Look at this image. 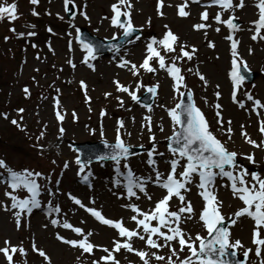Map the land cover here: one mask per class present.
I'll list each match as a JSON object with an SVG mask.
<instances>
[{
	"label": "rangeland",
	"instance_id": "rangeland-1",
	"mask_svg": "<svg viewBox=\"0 0 264 264\" xmlns=\"http://www.w3.org/2000/svg\"><path fill=\"white\" fill-rule=\"evenodd\" d=\"M28 1V0H27ZM209 1V0H202ZM39 5L36 12L39 18H30L31 7L17 5L18 18L12 20L5 15L0 20V159L7 161V165L13 170L20 172L23 169L35 171V167L41 165L38 172L45 177L51 178V184L47 180L40 182L41 208L29 216L27 213L21 215L22 226L17 229L15 212L4 211V205L10 206L11 201L5 195L11 189L6 183L8 173L4 169H0V248H4L5 241H10L11 246L22 247L27 252V256H21L17 253L15 262L17 264H46L36 252L32 250V243L35 242L37 247L44 250L51 258L52 264H93V261H101L107 253L101 249L114 248L113 241L118 240L125 242L119 237L117 230L112 229L98 222L84 209L79 208L69 199L68 194L82 200L89 207L100 210L102 214L113 221L123 220L124 224L130 230H134L137 226L131 217L135 215L127 207L131 204H137L143 211L154 208L155 204L162 199L166 192L154 184L155 172L148 167L147 152L151 151L155 146L157 152H163V157L155 156L158 162L159 170L165 173L170 171L168 161L173 157L165 147L164 141L172 134V122L166 109L175 107L179 98L174 92V81L170 75L159 70L157 61H152L153 67L157 68L156 73H148L143 69L140 70V76H134L131 71L124 72L119 68L118 63L127 59L138 67L146 58V43L148 39L154 37L162 39L167 29L165 25L179 36V45L187 44L189 50L195 46L198 51L191 61L186 58L184 61H177V66L181 67L182 75L185 77V83L194 94V101L204 113L210 130L221 141L226 142L229 151L238 153L239 164L248 168L250 171L259 172L263 175L264 165V133L260 132L261 121L264 120V108L256 109L252 101L247 99V93H250L254 99L260 100L264 104V40L253 41L252 35L255 34L254 22L259 20L258 3L260 0H244V8H237L234 15L241 22L240 30L234 33L237 40L240 41L238 52L240 56L247 62L248 68L257 73L258 78L250 85L243 84L237 93V101L245 105L244 108L239 107V103H234L232 99L233 86L229 81L230 77V61H231V41L226 37L230 34L229 29L224 24H217L215 16L217 13L222 14V19L226 20L230 15V11L222 9L205 8L190 4L186 11L190 12L187 18L179 17L177 6L182 5L184 0H164L165 8L164 17L161 18L157 12L158 0H131L133 5L132 20L134 26L141 30L140 39H134L121 49L114 57L115 65L110 64L109 57H98L93 61L95 71L89 70L81 64V59L86 56L82 48L74 39L76 28L84 27L92 35L101 39H110L112 33L121 35L122 31L118 29L111 30L108 25L111 18L114 17L112 6L118 0H74L77 10L74 12L75 19H66L64 14V0H38ZM12 5V0H0L1 4ZM234 5L239 0H233ZM72 5V4H71ZM85 5H87L85 9ZM167 5H172L168 7ZM123 10V9H122ZM87 12L90 20H85L81 13ZM208 11L209 19L207 22L201 19V14ZM62 17V19H61ZM104 17L109 19L105 20ZM125 19H127L125 17ZM149 20L151 23L149 24ZM36 29L30 31L34 24ZM206 23L210 25L205 30L194 31L193 26L196 24ZM75 25L73 28L72 25ZM108 24V25H107ZM21 25V37L17 40L10 37L12 29L17 30ZM157 27H160L159 31ZM220 27L221 31L217 33L215 29ZM51 29V31H49ZM99 29V32L96 30ZM157 29V31H156ZM251 29V30H250ZM14 31V32H15ZM206 32V35H205ZM29 33L34 35L28 36ZM264 35V30L261 31ZM71 41V51L69 42ZM215 44V48H208L206 45ZM48 44L53 48V55L46 50L45 45ZM81 49V51L79 50ZM253 50V54L249 55V50ZM17 51L18 54H15ZM180 52L177 47L175 53H166L161 51V55L165 56L166 64L170 65ZM55 56L59 64L49 63ZM24 57V61H23ZM219 57V59H217ZM44 59L42 61L41 59ZM107 60L105 63L104 60ZM71 61L76 65V69H70L67 64ZM192 69V71H188ZM109 71V72H107ZM196 73L203 74L207 80V87L204 82L199 79ZM228 73V74H227ZM108 85H105V80ZM122 85L129 86L132 90L137 84L143 83L144 87L137 93L142 95L145 88L150 85L159 84L158 95L156 96L152 107L153 111L148 112L145 106L137 104L128 97L126 93L115 92L112 96L105 97L106 93L114 88L112 80ZM81 81L87 85V97L91 103L86 102L85 90L81 88ZM219 85V88H217ZM231 85V86H230ZM29 89L26 94L24 89ZM185 91L184 89H181ZM220 92L221 98L217 100L215 93ZM59 98L61 104V114L65 119L63 124L56 118L53 110L55 108V98ZM176 97V98H174ZM120 100L124 101L121 106ZM216 104L222 105V115L224 121H232L233 135L231 141L227 139L225 130L217 125ZM23 109V112H20ZM91 109V110H90ZM239 115V118L229 115L231 112ZM259 111L258 116L256 112ZM107 114L101 117V113ZM112 112L122 114L120 117L128 113L131 121H123L124 129L121 130L123 139L129 145L143 148V153L130 157V167L135 174H145L148 178H152V183L148 185V192L152 195L149 201L143 194L140 200H128L126 191L121 186L117 188L116 179L120 178L114 175L115 162L93 164L85 169V173L91 171L90 177L91 187H82L78 184L79 165L76 164L77 155L70 148L71 141H97L105 140L115 142L118 119H114ZM76 113V117H73ZM7 115V119L4 116ZM146 116H151V132H149L145 120ZM169 119L168 121L166 119ZM17 120L20 127L11 125L10 121ZM135 125V126H134ZM164 131H160V126ZM46 126V127H45ZM63 127L65 133L62 139L59 128ZM103 126L105 134L102 137L100 128ZM243 126V127H242ZM227 124H225V128ZM21 128L32 131L41 144L44 145L42 151L45 153L43 159H38L33 150L25 146L27 136L20 135ZM134 128V129H133ZM95 129V135L91 130ZM19 131V133L17 132ZM243 132H247L252 140L261 144L260 149L253 148L245 142ZM41 133L43 137L41 138ZM130 133V136L128 135ZM155 136V145L151 142L150 137ZM15 145V146H14ZM38 149V148H37ZM254 155L256 163L252 164L243 157ZM4 157V158H3ZM55 161V163H53ZM68 163L67 170L64 164ZM183 163V162H182ZM121 172H126L121 164ZM63 169V175L61 174ZM180 170H178L179 172ZM145 178V179H148ZM122 185L126 183L122 178ZM57 181L59 184L57 185ZM226 181L217 179V184H223ZM191 192L186 194V198L191 200L194 210L199 213L203 207L201 196L198 195V189L191 186ZM51 188L55 195H49L48 189ZM20 199L28 198L26 190H20L16 193ZM125 197V198H119ZM218 198L224 202L223 214L227 217L233 215L236 211L243 207L242 202L233 199L232 193L228 188H218ZM95 204H91L92 200ZM178 201L171 203L172 210L177 209ZM49 207L52 208L51 215H48ZM60 208V213L55 212V208ZM86 213V214H85ZM59 220L61 224L67 222L74 227L81 228L85 234L93 233L89 236V241L96 245L91 254L84 253L82 250L74 249L70 245H64L56 239L59 234L69 240H81L82 237L77 236L71 230L63 227H55L51 224V220ZM155 226V222H153ZM193 235L203 233L200 224L195 220L189 221L185 228ZM234 238L243 241L246 247L255 248L252 243L254 222L250 218H241L235 227H231ZM163 244V241H160ZM174 246L179 250L178 243L174 242ZM133 247L138 251L156 252L166 258L170 255L167 248L163 250L148 249L144 242L135 239ZM239 255L243 254V250H238ZM120 264H143L138 256L121 250L120 253L114 254ZM185 254H181L183 257ZM175 259V258H173ZM14 262V264H15ZM0 264H7L6 258L0 253ZM151 264H166V261L157 262L153 258ZM249 264H258V258L250 254Z\"/></svg>",
	"mask_w": 264,
	"mask_h": 264
},
{
	"label": "snow or ice",
	"instance_id": "snow-or-ice-1",
	"mask_svg": "<svg viewBox=\"0 0 264 264\" xmlns=\"http://www.w3.org/2000/svg\"><path fill=\"white\" fill-rule=\"evenodd\" d=\"M202 0H184L182 5H178V15L181 18H187L190 15L189 11H186L191 4L201 5ZM32 4H37L38 0H31ZM69 4L75 7L74 0H64L65 11H68ZM164 0H158L157 12L158 15L163 18L165 13ZM171 7L172 5H167ZM205 8L218 6L223 11H230L233 15H230L228 19H222V14L217 13L215 16V22L224 24L232 34L226 37L231 41V61H230V80L233 86L232 99L234 103L237 101V93L244 84L246 79L244 72L250 71L247 62L240 56L238 52V46L240 41L234 36V33L240 30L238 23L234 22L237 17L234 15L237 8L243 9L245 4L244 0H239L238 4L233 3V0H212L211 3L203 4ZM85 9L87 5L84 6ZM257 7L259 8V20L254 22L255 34L252 35L253 41L264 40V35H261V31L264 30V0H260ZM123 9V10H122ZM133 5L131 0H118L116 4L112 6V12L115 14L110 20L111 27L121 30L124 38L132 37L138 30L132 20ZM85 20H90L87 12L81 13ZM10 17L12 20L18 18L17 5L13 3L10 6L0 5V20ZM33 15L37 13L33 12ZM126 17L125 21L121 20V17ZM62 19V17H61ZM75 19V17H73ZM103 19L107 20L108 17ZM201 19L205 22L209 19L208 11H204L201 14ZM151 21L149 20V24ZM75 28V25H72ZM167 31L162 39L152 38L146 45V58L143 63L138 67L127 59H123L118 63V67L121 69L127 68L132 72L134 76H140V70L143 69L148 73H156L157 68L153 67L151 62L157 61L159 64V70L167 72L171 79L174 81V92L176 97L179 98V102L175 107L166 109L168 116L172 122V135L168 137V152L173 157L168 161L170 164V171L165 176L159 170L158 162L155 156L163 157L165 153L157 152L155 146L151 151L147 152L148 165L153 168L155 172L154 184L156 187L164 190L166 195L160 199L154 206V208L148 211H143L137 204L128 205L130 211L134 213L131 217L132 221L136 224L134 230H130L124 224L123 220L113 221L106 218L100 210L93 207L86 206L81 199L68 194L69 199L79 208L84 209L92 217H94L101 224L115 229L119 233V237L125 242L121 243L118 240H114V248L109 250L108 248L101 249L107 253L101 260L105 264H120L117 260L115 253H120L121 250H126L129 253H133L140 258L143 264H151L153 258L157 262L166 261V264H249L250 254L258 258V264H264V175L259 172L250 171L248 168L242 166L238 162V153L229 151L226 142L221 141L210 130V125L199 107H197L194 101V94L188 90L187 84L184 82L185 77L182 75L181 67L177 66V61H184L186 58L191 61L198 49L192 46L189 50L187 44L179 45V36H177L168 25L164 26ZM210 25L206 23L196 24L193 26L194 31L205 30ZM77 32V41L80 43L82 50L86 53V56L82 60V63L87 65L88 68L95 71V65L93 61L98 58L99 48L91 43L86 42L80 36V30L75 29ZM251 30V29H250ZM15 31V29H12ZM51 31V29H49ZM99 32V29L96 30ZM217 33L221 31L220 27L215 29ZM34 35V33H29ZM206 35V32H205ZM119 37L113 36L112 39H118ZM140 39L139 36L136 37ZM71 51V41L69 42ZM213 49L215 44L209 45ZM177 47L180 48L179 54L172 59L171 64H166L165 56L161 55V51L166 53H175ZM113 51L119 52V48H114ZM253 54V50H249V55ZM219 59V57H217ZM73 69L76 65L69 61ZM192 71V69H188ZM199 79L204 82V86L207 87V80L203 74L196 73ZM117 91L126 93L131 97L132 101L137 104L140 103V98L137 93L144 87L143 83L136 85L132 90L129 86L122 85L119 81H114ZM81 88L85 90L86 102L89 104L91 100L87 97V85L81 81ZM159 84L147 88V92L150 93L153 98L158 95ZM219 88V85H217ZM184 89L185 91H182ZM24 92L29 93V89L25 88ZM187 94V102L184 101V97ZM111 93H106L105 97L110 96ZM217 100L221 98L220 92L215 93ZM247 99L252 101L256 109L264 108V104L260 100L254 99V97L247 93ZM174 97V98H176ZM121 106L124 105V101L120 100ZM217 111V125L219 128L225 130L227 139L231 141L233 135V129L231 127L232 121H224L222 115V105H215ZM240 108H244L245 105L239 103ZM56 118L63 124L65 119L61 114L60 100L57 97L55 99ZM91 110V109H90ZM148 112H152V107L147 108ZM23 112V109H20ZM107 113L102 112L101 117ZM256 114L259 116L260 112ZM73 117H76V113H73ZM7 119V115L4 116ZM78 119V118H77ZM145 120L148 122L147 127L151 132L152 118L146 116ZM11 123L20 127V122L12 120ZM225 124L227 127L225 128ZM46 127V126H45ZM124 122L120 121L114 144H108L105 141V147L110 149V152L106 155L98 157L97 162L114 161L115 172L117 177L122 178L126 183L122 185L120 178L116 179L115 185L117 188L121 186L126 191V198L128 200H140L143 194L149 201L152 200V195L148 192V185L152 183V178L144 179L135 174L130 167V157L132 156V146L127 144L123 139L121 130L124 129ZM243 127V126H242ZM21 130H24L21 128ZM95 129L91 130L95 135ZM160 131L163 132L164 128L161 125ZM260 132L264 133V120L261 121ZM60 136L58 139H62L65 133V129L61 126L59 128ZM100 134L103 137L105 134L103 126L100 128ZM130 136V133L128 134ZM245 142L251 145L253 148L260 149L261 144L251 139L247 132H243ZM43 133H41V138ZM151 142L155 145V136L150 137ZM142 147V146H141ZM252 164L256 163L254 155H247L243 157ZM123 162V168L126 172H121V164ZM183 162V163H182ZM55 163V161H53ZM76 164L79 165L78 174L81 175V179L84 183H89V178L92 177V172L85 173V165L81 163L80 158L76 160ZM68 163L64 164V169L67 170ZM0 169H4L8 173V179L6 183L10 187L11 191L6 192L5 195L11 201L10 206L4 205V211L17 210L15 212L17 229L22 226L21 215L27 213L31 216L34 209L41 208V201L38 197L41 196V185L39 180H47L51 184V178L43 176L40 172H34L30 170H24L23 172H17L10 168L4 160H0ZM178 170H180L178 172ZM226 181L223 184L218 185L217 179ZM57 185L59 181L56 182ZM194 186L198 189V195L202 197L203 207L199 213L194 210V205L191 200L186 198V194L191 192ZM228 188L232 193L233 199H238L242 202L243 207L236 211L233 215L225 216L222 212L224 208V202L218 198V188ZM20 190H26L28 198L20 199L16 193ZM139 193V194H138ZM49 195H55L51 188L48 189ZM125 198V197H119ZM177 200L179 203L176 210H172L171 203ZM91 204H95V200L91 201ZM55 212L60 213V208L56 207ZM52 208L49 207L48 215H51ZM250 218L254 222V230L252 243L255 248L246 247L243 241L239 238H234L231 227H235L237 222L241 218ZM195 220L201 225L203 233H197L193 235L190 231H186V225L189 221ZM155 222V226L153 224ZM51 224L55 227H63L64 229L71 230L77 236L82 237L81 240H69L65 237L57 234L56 239L64 245H70L74 249L82 250L84 253L91 254L93 249L97 247L89 241V236L93 233L85 234L79 227H74L70 223L61 224L59 220H51ZM138 239L146 245L148 249L163 250L167 248L170 255L166 258L163 255H159L156 252L150 251H138L133 247V241ZM163 241L161 244L160 241ZM174 242L178 243L179 250L174 246ZM5 247L0 248V253L7 260V264H14V255L19 253L21 256L26 257L27 252L22 247L11 246L10 241H5ZM32 250L36 252L46 264H52L50 256L37 247L36 243H32ZM238 250H243V260L237 258ZM185 254L183 257L181 254ZM175 258V259H173ZM235 258V259H230ZM93 264H101V261H93Z\"/></svg>",
	"mask_w": 264,
	"mask_h": 264
},
{
	"label": "bare ground",
	"instance_id": "bare-ground-1",
	"mask_svg": "<svg viewBox=\"0 0 264 264\" xmlns=\"http://www.w3.org/2000/svg\"><path fill=\"white\" fill-rule=\"evenodd\" d=\"M111 33H112V30L109 31V34H111ZM45 47H46V49L49 51V53H51L50 55H53L54 51H53L52 46L46 44ZM41 60L44 61L43 58H42ZM49 63L59 64V63L57 62V59H56L55 56H52V60L49 61ZM113 65H115V64H113ZM123 71H124V72H127L126 69H123ZM107 72H109V71H107ZM116 80L119 81V79H116ZM112 83H113L114 88H113L112 90H110V92H109V93H111L110 96H112L113 94H115V92H118L117 89H116V87H115V85H114V80H112ZM105 85H108V80H107V79L105 80ZM112 115H113V117H115V118H118V117L120 116V114L117 113V112H112ZM229 115H233L234 117L239 118V115H238V114H235L233 111H232ZM123 119H124L125 121H126V120H130V119H131V116H130L129 114H125V115H123ZM134 126H135V125H134ZM133 129H134V128H133Z\"/></svg>",
	"mask_w": 264,
	"mask_h": 264
},
{
	"label": "water",
	"instance_id": "water-1",
	"mask_svg": "<svg viewBox=\"0 0 264 264\" xmlns=\"http://www.w3.org/2000/svg\"><path fill=\"white\" fill-rule=\"evenodd\" d=\"M251 79H247V81H250ZM184 101L187 102V94L185 95Z\"/></svg>",
	"mask_w": 264,
	"mask_h": 264
}]
</instances>
